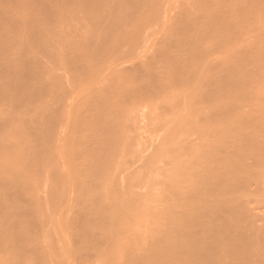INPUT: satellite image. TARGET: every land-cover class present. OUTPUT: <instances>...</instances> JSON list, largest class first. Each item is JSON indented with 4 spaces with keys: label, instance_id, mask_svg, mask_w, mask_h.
Here are the masks:
<instances>
[{
    "label": "bare ground",
    "instance_id": "obj_1",
    "mask_svg": "<svg viewBox=\"0 0 264 264\" xmlns=\"http://www.w3.org/2000/svg\"><path fill=\"white\" fill-rule=\"evenodd\" d=\"M11 1L17 6L20 4L19 0H16L18 3ZM53 1L26 0L19 9L11 6L15 13V8L23 10L25 5L33 9L30 12L25 6L28 12L25 9L27 14L22 15H32L28 16L30 19L27 17L28 21L22 12L20 18L14 19L12 11L11 14L5 11L8 9L4 5H11L9 0L7 4L3 0L0 10L8 15L6 22L5 18L0 21L4 23L0 24L1 42L5 39L7 44L8 38L20 36L13 39L14 43L10 41L12 48L6 49L9 44L0 46V53L6 54L0 63L5 60L6 70L11 68L9 72L4 68L3 74L0 72V84H3L0 99L4 97L0 103L7 100V104L1 103L0 109L5 105H10L11 111L15 109L5 116L7 121L18 123L23 118L18 111L31 102L26 99L29 92L35 97L39 93L45 95L48 89L46 95L54 93L50 108L46 104L51 102V96L50 99L47 96L50 101L45 99L46 102L42 101L43 97L34 98L39 104L34 103L31 95L28 98L32 99L33 107L39 105L37 113L32 108L37 119L44 115L48 118L42 119L45 128L42 122L36 121L37 126L43 125L46 130L43 133L40 126L35 128L34 117H28L32 111L28 114L31 108L27 104L29 112L25 108L24 115H28L30 126L25 125V116L24 122L19 121L25 126H19L26 131L34 127L29 132L21 128L22 134L31 132L28 137L35 141L24 137L27 143L23 145L20 137L26 135L20 134L15 139L22 131L20 128V132L12 128V123L10 128V121L0 123L1 126L6 123L5 128L0 127L1 138L10 137L0 149L8 147L6 152L12 146L10 153L0 150V167L4 168V172L0 168L3 172H0V181L6 189L16 188L21 195L23 190H30L33 201V207L28 206L31 211H27L28 215L23 210L25 207L13 203L21 208L16 209L11 203L16 210L11 214L0 204V264H264V213L259 208L262 215L253 211L262 220L248 209L254 192L255 195L259 192L258 198L264 194V151L260 148L264 140L258 134H264V0H58V5L57 0ZM65 8L68 10L64 12ZM34 10H37L35 14H41L40 18ZM51 11L54 14L63 11L65 17L61 12L59 16L63 17L59 22L57 19L49 22L44 14ZM11 18L17 19L15 24L23 21L16 28ZM39 19L62 26L55 27L54 23L48 26L42 21L41 24L48 26L44 30L38 24ZM29 23L36 28L28 26ZM23 24L28 26H24L28 31L33 29V33L23 32ZM53 27L56 31L49 30ZM9 28L16 35L13 29L9 33ZM46 29L53 31L50 35L56 45L52 40L50 44L53 48L56 46L54 52L47 48L50 37H46L49 34ZM19 33L22 36L26 33L24 41L28 42L30 37L32 43L23 41L25 46H31L30 50L39 47L33 53L40 58L28 46L27 53ZM34 36L37 42L40 39L38 46L33 44L37 43ZM19 39L20 51L23 49L25 53L19 57L24 60L28 54L27 61L15 55ZM43 40L51 54L39 46L41 42L44 44ZM15 42L18 47L14 48ZM10 48L15 51L10 52ZM43 56L48 62L50 58L52 66L47 67L52 69L51 74L58 71L51 78L47 75L50 79L46 86L43 83L47 76L41 75L50 73L44 67L48 62L42 64L46 70L41 66ZM10 59L8 64L6 60ZM30 60L39 62V67L29 63ZM15 64L20 67L14 69ZM30 64L36 67L34 71ZM28 73L34 74L33 85L30 83L33 77ZM35 73L40 74L36 77ZM3 75L11 80L6 82ZM16 79L19 87L15 85ZM26 81L31 88L26 86ZM33 86L42 90H33ZM29 88L32 92L27 91L23 98ZM17 89L24 93L23 97ZM10 97L12 102L16 100L15 106ZM17 101L23 102L21 108H16ZM48 108L52 112L48 113ZM15 111L17 114L13 116ZM40 111L45 113L42 112L43 117ZM0 114V121H5L6 113ZM48 114L53 119L49 120ZM59 116L62 119H57ZM13 117H16L14 121ZM29 118L33 122L29 123ZM16 123L13 125L18 127ZM6 125L16 134L9 129L12 136L8 130L4 133ZM35 129L41 130L37 131L40 136ZM232 136L233 141L228 139ZM11 139H15L14 143ZM16 140L22 142L18 143L27 148L26 152L21 146L20 151L17 148L19 152L13 149V145L19 146ZM7 141L13 144L9 146ZM43 146L49 148L45 150L47 147ZM32 151L34 158H39L32 159ZM20 152H29L30 157ZM1 153L15 155L17 162L12 155L4 158ZM1 157L7 158V164L13 160L14 167L11 161L7 165ZM20 159L27 163L21 165ZM14 163L20 164L21 169ZM39 192H43V197ZM256 219L262 224L257 225Z\"/></svg>",
    "mask_w": 264,
    "mask_h": 264
},
{
    "label": "rangeland",
    "instance_id": "obj_2",
    "mask_svg": "<svg viewBox=\"0 0 264 264\" xmlns=\"http://www.w3.org/2000/svg\"><path fill=\"white\" fill-rule=\"evenodd\" d=\"M0 1H1V3H0V4H1V5H0V7H1L0 10H1V9H3V8H2V7H3L2 4H4V2H6V4H7L8 0H7V1L4 0V2H3V0H0ZM10 1H11V0H9V2H10ZM13 1H14L13 3H15V2H17L18 0H17V1H16V0H13ZM28 1H29V0H28ZM44 1H46V0H44ZM52 1H53V0H52ZM55 1H56V0H55ZM2 2H3V3H2ZM18 2H20V4H21L22 2H23L22 4H25L24 2H26V0H25V1H23V0L20 1V0H19ZM18 2H17V3H18ZM47 2H51V0H49V1L47 0ZM58 2H59V1L57 0V3H56L57 5H58ZM10 3H11V5H10V4H8V5H4V6H5L4 9H8V10H5V11H7V13H8V11H9L10 14L13 12L14 15H11V16H15V17H13L14 19H15L16 17L20 18V16H19L20 13L22 12V13H21V15H22L24 12L27 11V9L25 8V6H27V5L23 6V7H24L23 10L21 9V7H20V10H17V8H18V6H20V4L18 3V6H17V5H15L16 3H15V4H12V1H11ZM26 3H27V2H26ZM44 3H45V2H44ZM53 3H55V2L53 1L52 4H53ZM22 4H21V6H22ZM47 4H48V3H47ZM52 4H51V5H52ZM56 4H54V6H55ZM12 5H14L13 7H16V6H17V8H15V9H16V13H15V10H13V8H11ZM31 6L33 7L34 5H30V7H31ZM39 6H40V5H39ZM42 6L45 7V5H41V7H42ZM48 6H49V5H47L46 7L48 8ZM34 7H35V6H34ZM46 7H45V8H46ZM49 7L51 8V6H49ZM55 7H56V6H55ZM55 7H54V8H55ZM27 8H28V6H27ZM42 8H43V7H42ZM50 8H49V9H50ZM18 9H19V8H18ZM25 9H26V11H25ZM29 9H30V10H29ZM37 9H38V8H37ZM52 9H53V8H52ZM28 10L31 12V10H33V9L28 8ZM42 10H43V9H42ZM50 10H51V9H50ZM50 10H49V11H50ZM54 10H55V9H54ZM66 10H68V8H67V9L65 8L64 12H65ZM3 11H4V10L0 11V12L2 13V15H1V13H0V16H3V19L0 17V21L4 20V18H5L4 21L6 22V18H7L6 16H8V15H7V13L4 11V13H6V15H5V14L3 13ZM11 11H12V12H11ZM35 11H37V10H34V11H32V12L34 13ZM38 11H40V9H38ZM43 11L45 12V11H47V9H46V10H43ZM55 11H56V10H55ZM18 12H19V13H18ZM27 12H28V11H27ZM27 12H26V14H27ZM30 12H29V14H32V13H30ZM61 12H63V11H61ZM61 12H60V14H61ZM64 12H63V14H64ZM40 13H43V12L41 11ZM40 13H39V14H40ZM46 13H47V12H46ZM52 13H53V14H52ZM58 13H59V12H58ZM10 14H9V17H10ZM15 14H17L18 16L15 15ZM24 14H25V13H24ZM34 14H35V13H34ZM34 14H33V15H34ZM36 14H37V16H39L38 13H36ZM36 14H35V15H36ZM48 14H51L52 16L55 15V17L52 18V16H51V18H48V17H49ZM48 14H44V15H47L46 18L49 20V22H50V19H52V20H53V19H55V20L57 19L56 22H59V21L61 20V18L63 17V16H62V17L60 18V16H59L60 14H57V13L54 14L53 11H51V13H48ZM63 14H62V15H63ZM67 14H68V13H67ZM4 15H5V17H4ZM42 15H43V14H42ZM44 15H43V19H45V18H44ZM28 16H29V15H26V16L22 15V17H25L26 20H27V17H28ZM30 16H32V15H30ZM30 16H29V17H30ZM9 17H8V18H9ZM29 17H28V18H29ZM40 17H41V14H40L39 18H40ZM64 17H65V14H64ZM67 17H68V16H67ZM25 18H24V19H25ZM34 18H38V17H34ZM59 18H60V20L58 21ZM11 19H12V18H11ZM29 19H30V18H29ZM43 19H42V21H43ZM47 19H46V21L44 20L43 22H47V24H48ZM18 20L20 21V19H18ZM26 20H25V21H26ZM31 20H32V18H31ZM36 20H38V19H36ZM40 20H41V19H39L38 24H41L42 21L40 22ZM52 20H51V21H52ZM63 20H64V18H63ZM10 21H13V19L10 20ZM15 21H17V19H16ZM15 21H13L14 24H15ZM19 21H18V22H19ZM22 21H23V19H22ZM22 21H21V22H22ZM25 21H24V24L26 23ZM27 21H28V20H27ZM32 21H33V20H32ZM2 22H3V21H2ZM18 22H16V23H18ZM21 22H19V24H20ZM29 22L31 23L30 20H29ZM35 22H37V21H35ZM35 22L32 23V24L35 25V24H36ZM56 22H55V23H56ZM7 23L11 24L12 22L10 23V22L7 21ZM13 23L11 24L12 27H13ZM30 23L28 24V26H31ZM51 23H54V22H51ZM51 23H50V24H51ZM55 23L53 24L55 27H57V26H59V25L62 26V24H59V25L57 24V25H55ZM0 24H4V23H1V22H0ZM19 24H15V25H16V28H17V26H18ZM24 24H23V27H24V26H27V25H24ZM43 24H44V23H43ZM43 24H41L40 26H41L42 29L45 30V26H46V25L44 26ZM50 24H48V26H49ZM5 25H8V24H5ZM5 25H2V26H5ZM11 25H10V27H11ZM33 25L31 26L32 28H34L35 26H37V25H35V26H33ZM42 25H43V27H42ZM19 26H20V25H19ZM19 26H18V27H19ZM28 26H27V27H28ZM48 26H46V28H47ZM51 26H52V25H51ZM51 26H50V27H51ZM61 26H60V27H61ZM0 27H1V25H0ZM21 27H22V25H21ZM55 27H53V29L50 28L49 30H54ZM7 28H8V26H7ZM35 28H36V27H35ZM37 28H40V27L37 26ZM41 28H40V29H41ZM61 28H62V27H61ZM65 28H66V27H65ZM2 29H4V31H5V27H2ZM11 29H13V28H11ZM11 29L9 28V33H11L10 31H12ZM18 29H19V28H18ZM24 29H25V30L22 29L23 32H25L26 30H27V31L29 30L28 28L26 29V27H24ZM30 29H31V28H30ZM42 29H41V30H42ZM47 29H48V28H47ZM47 29H46V30H47ZM56 29H57V28H55V31H56ZM62 29H63V28H62ZM0 30H1V29H0ZM15 30H16V29H15ZM22 30H21V33H22ZM34 30L38 31L37 29H34ZM49 30H47V31L49 32ZM59 30H60V28H59ZM63 30H65V29H63ZM2 31H3V30H2ZM4 31H3V32H4ZM30 31H31V30H30ZM30 31H28L27 35H29L31 32L33 33V29H32L31 32H30ZM57 31H58V30H57ZM60 31H61V30H60ZM0 32H1V31H0ZM3 32H2V34H3ZM13 32L15 33L16 31H14V29H13ZM13 32H12V33H13ZM39 32H40V30H39ZM39 32H38V34H39ZM50 32H53V31H50ZM50 32H49V34H48L47 36H46V34H45V36L48 37V39H49V37H50V39H49V44L51 43L50 40H52V39H51L52 36L50 35V34H51ZM9 33H8V31H7V34H9ZM12 33H11V34H12ZM21 33H19V34H21ZM36 33H37V32H36ZM36 33H35V34H36ZM43 33H47V32L45 31V32H43ZM43 33H42V34H43ZM2 34H1V35H2ZM7 34L5 33L4 35H7ZM11 34H9V35L12 36ZM17 34H18V33H17ZM35 34H34V35H35ZM38 34H36V36H37ZM15 35H16V33H15ZM22 35H23V34H21V37H23V39L21 40V41H22L21 45L23 44L24 39H26V38H24V37L26 36V33L24 34V36H22ZM43 35H44V34H43ZM10 36H9V37H10ZM13 36H14V35H13ZM17 36H18V38L20 37L19 35H17ZM17 36L14 37V38L17 39ZM40 36H41V35H38V37H40ZM45 36H44V37H45ZM55 36H57V35L55 34ZM3 37H4V36H3ZM3 37H2V39H4ZM5 37H6V36H5ZM31 37H32V35H31ZM42 37H43V36H42ZM42 37H41V39L44 38V37H43V38H42ZM53 37H54V33H53ZM0 38H1V36H0ZM11 38H12V37H10V40H9V38H8L9 41L6 39L7 42H9V43L6 42L7 44H4V40H5V39L2 40L3 44H1L2 42H1V40H0V46H2V45H3V46H5V45L7 46V45L9 44V45L6 47V49H8V47H9L12 43H14V41H13L14 38H13V39H11ZM34 38H35V41H36V37H35V36H34ZM55 38H56V37H55ZM16 39H15V41H16ZM20 39H21V38H20ZM20 39H19V42L17 41L18 44H19V47L16 46V42H15V45H13L14 48H15V47H18V48H17V51H15L14 49H11V48H12L11 46H10L11 48L9 49V51H10V50L13 51V52L15 51V52H16L15 55H16L17 57H19V55H21V54H22V56H23V54H25V53L22 52L23 49H22V51H20V42H21ZM27 39L30 40V37L27 38ZM44 39H45V41H46L47 38H44ZM48 39H47V40H48ZM56 39H57V38H56ZM29 40H28V42H29V43H32V42H30ZM37 40H39L38 42H40V39H37ZM53 40H54V38H53ZM53 40H52V42H53ZM10 41H11L12 43H10ZM31 41H32V38H31ZM35 41H33V42H35ZM41 41H42V40H41ZM43 41H44V40H43ZM45 41H44V44H43V45H42L43 42H41V45L39 44V46L45 48V49H44L45 51L47 50V48H49V49H51V51L54 52V48H55L56 46H54V48H53V46H52L53 44H50V46H52V48H51L50 46L48 47L49 44H48V45L45 44ZM55 41H56V40H55ZM28 42H27V40H25V41H24V44H25V43H28ZM36 42H37V41H36ZM38 42H37V43H33L34 46H38V45H37ZM53 43L56 45V42H53ZM18 44H17V45H18ZM24 44H23V45H24ZM35 44H36V45H35ZM31 45H32V44H31ZM46 45H47V48L45 47ZM27 46H28V48H27ZM27 46L24 45L25 50H26V48L29 49V47H31V46H29V45H27ZM21 47H23V46H21ZM32 48H34V47L32 46ZM38 48H39V47H38ZM38 48H37V49H38ZM1 49H2V48H1ZM3 49L5 50V47H4ZM37 49H35V50H37ZM18 50H19L20 52H22V53H18ZM29 50H30V49H29ZM29 50H28V51H29ZM33 50H34V49H31L30 51H31L32 53H33V52L36 53V51H35V50L33 51ZM41 50H42V48H41ZM41 50H40V51H41ZM0 51H2V50H0ZM6 51H7V50H6ZM6 51H5V52H6ZM11 51H10V52H11ZM26 51H27V50H26ZM28 51H27V53H29ZM40 51H39V53L42 54ZM47 51H48V54H51V53H50L51 51H49V50H47ZM47 51H46V52H47ZM7 52H8V51H7ZM7 52H6V53H7ZM13 52L11 53V54H12L11 56L15 58V55L13 56ZM37 52H38V51H37ZM46 52H45V54L43 53V55H46V54H47ZM2 53L4 54V51L1 52L0 54H2ZM35 53H33V55H34ZM39 53H38V54H39ZM3 54L0 55V60H3L4 56L6 57V54H5V55H3ZM26 55H27V57H26ZM26 55H25V58H26V61H27L28 54H26ZM30 55H31V54H30ZM30 55H29V56H30ZM35 55H37V54H35ZM1 56H2V57H1ZM8 56H10V53H9ZM8 56H7L8 59H9V58L12 59V57H8ZM20 57H21V56H20ZM20 57H19V58H20ZM32 57H33V56H32ZM37 57L40 58L39 55H37ZM41 57H42V56H41ZM25 58H23L24 60H22V59L20 58V60L25 61ZM29 58L31 59V56H30ZM11 59H10L9 61L6 60V61L8 62V64H10ZM45 59H47V58H45V56H43V59L41 58V60H44L43 63L40 62V63H41V66H42V64H46V63L48 62V60L45 61ZM51 59H52V58H51ZM14 60H15V59H14ZM14 60H12V65H13L14 63H17L18 58H17L16 61L13 63ZM3 62H5V60H4ZM3 62L0 63L1 66H2V68L0 69V72H1V73H2L3 68H4L5 70L7 69V67L5 68V67L3 66V65H4ZM19 62H20V61H19ZM44 62H46V63H44ZM53 62H54V61H53ZM53 62H52V63H53ZM26 63H27V62H26ZM26 63H25V65H26ZM29 63H31V60L29 61ZM29 63H28V64H29ZM37 63L40 64L39 62H36V64L32 62L31 64H32V65L35 64L36 66H38ZM20 64H21V63H20ZM20 64H18L19 66H18L17 64H15V65H14V69H15V66H16V67H20ZM28 64H27V66H28ZM31 64H30V65H31ZM12 65H11V66H12ZM22 65H23V63H22ZM25 65H24V66H25ZM32 65H31V66H32ZM47 65H48V66H50V65L52 66V64H50V58H49V62H48V64L44 65V67L47 68V70L42 66V68L45 69L46 71H48V69H49V68L47 67ZM55 65H56V64L54 63V64H53V67H54ZM5 66H7V65H5ZM9 66H10V65H9ZM9 66H8V68H9ZM51 66H50V68H51ZM25 67H26V66H25ZM38 67H39V66H38ZM38 67H37V68H38ZM53 67H52V68H53ZM26 68H27V67H26ZM28 68H29V67H28ZM32 68H34V66H32ZM35 68H36V67H35ZM35 68H34V69H31V68H30V69L34 71ZM42 68H40V70H42ZM54 68H55V67H54ZM9 69H11V68H9ZM9 69H8V71H7V70H6V71L9 72ZM12 69H13V67H12ZM17 69H19V68H17ZM17 69H16V70H17ZM30 69H28V70L30 71ZM45 70H44V72H45ZM50 70H51V71H50ZM56 70H57L56 68H55V70L53 69V72H55ZM12 71H14V70H12ZM29 71H28V72H29ZM38 71H39V70H38ZM38 71H36V72H38ZM3 72L5 73V71H3ZM7 72H6V73H7ZM15 72H16V74H17L18 71H15ZM15 72H13V73H15ZM51 72H52V69H49L48 73H50V74H46V72H45L46 75L44 74L45 76H44V75H41V76L45 78L47 75H49V77H50L51 75L57 73L58 71H56V72L53 73V74H51ZM10 73L12 74L11 71H10ZM42 73H43V72H42ZM59 73H60V72H59ZM2 74H3V73H2ZM11 74H10V77H11ZM28 74H31V73H28ZM28 74H27V75H28ZM32 74H33V73H32ZM32 74H31V75H28V76H29V77H30V76L33 77L34 74H33V75H32ZM38 74H40V73H38ZM38 74L36 75V73H35L36 77H38ZM0 75H1V74H0ZM17 75H18V74H17ZM0 77L2 78V76H0ZM12 77H13V76H12ZM12 77H11V78H12ZM14 77H15V76H14ZM29 77H26V78L28 79ZM39 77H40V75H39ZM51 77H53V76H51ZM51 77H50V78H51ZM7 78H8V75H7ZM16 78L18 79V77H16ZM40 78H41V77H40ZM40 78H38L36 81H38ZM44 78H43V79H44ZM46 78H47V79H46V80H47L46 83H43L45 86H46V84H48V83H47V82H48V79H50V78H48V76H47ZM3 79H6V78H4V75H3ZM8 79H9V78H8ZM12 79H13V78H12ZM17 79H16V81H17ZM33 79H35V78L33 77V78L30 79V83H31V85H33V84H32V83L34 82ZM43 79L40 80V81L43 82ZM74 79H75V78H74ZM10 80H11V79H10ZM10 80H9V81H10ZM31 80H32V82H31ZM9 81L6 79V82H9ZM22 81H23V80H22ZM52 81H53V79H51V82H52ZM71 81H73V80H71ZM4 82H5V80H3V83H4ZM6 82H5V83H6ZM11 82H15V80H14V81L12 80ZM11 82H10V83H11ZM23 82H24V81H23ZM23 82L20 83V84L22 85ZM26 82H27V81H26ZM28 82H29V80H28ZM28 82H27V83H28ZM44 82H45V81H44ZM51 82H50V80H49V85H50ZM73 82H75V80H74ZM73 82H72V83H73ZM76 82H77V81H76ZM35 83H36V82H35ZM38 83H39V82H38ZM38 83H36V84H38ZM52 83L55 84V81L52 82ZM1 84H2V82H1ZM1 84H0V85H1ZM8 84H9V83H8ZM12 84H13V83H12ZM67 84H68L69 87H70L71 82H70V84H69V83H67ZM73 84L76 86L75 83H73ZM73 84H72L71 86H73ZM4 85H5V84H4ZM15 85L18 86V87L20 86V85H18V81L16 82ZM25 85H26V83H25ZM49 85H48V86H49ZM68 85H67V86H68ZM2 86H3V84H2ZM6 86H7V85H6ZM6 86H4V89L7 88ZM9 86L11 87L12 85L10 84ZM13 86H14V85H13ZM26 86H29V87H30L29 83H28ZM26 86H24V88H25ZM34 86H35V85H34ZM34 86H33V90L39 91V90L41 89V88H40L39 90H37V89H38V88H37L38 85H37V87H35V88H37V89H35ZM45 86H44L43 89H45ZM51 86H52V85H51ZM0 88H1V87H0ZM22 88H23V87H22ZM27 88H28V87H26V89H27ZM30 88H31V87H30ZM30 88H29L28 90H25V91H26V92H25V93H26L25 96H24V93H23L24 91L22 92V89H21V92L23 93V95H22L21 93H19V90H18V89H17V92H18V94L22 95V97L24 96L23 98H26V96H27V91L29 92V90H30V91L32 92V90H31ZM46 88H50V87H46ZM52 88L55 89L56 87H51V89H52ZM2 89H3V87H2ZM15 89H16V87H15ZM19 89H20V88H19ZM51 89H50V90H51ZM68 89H69V88H68ZM70 89H72V87H70ZM73 89H74V86H73ZM7 90H8V88H7ZM10 90H11V89H10ZM10 90H9V91H10ZM12 90H13V89H12ZM41 90H42V89H41ZM48 90H49V89H48ZM48 90L46 91V89H45L46 93H48ZM55 90H56V89H55ZM55 90H54V92H55ZM14 91H15V90H14ZM17 92L15 91L16 94H17ZM34 92H35V91H34ZM40 92H41V91H40ZM43 92H44V91H43ZM51 92H52V91H51ZM4 93H5V91H4ZM4 93H3V90H2V94H4ZM10 93H13V92H10ZM35 93H37V92H35ZM46 93H45V95H46ZM0 94H1V91H0ZM13 94H14V93H13ZM16 94H14L15 97H17ZM31 94H32V93H31ZM31 94H30V92H29V94H28L29 96L26 98L28 101L31 100V102H27V101H26L27 104L29 103V106H30V107H29L27 104L22 105V106H23V107H22V106H20V104H23V102L20 103V102L17 101L19 105L16 104V105H17L16 108H17L18 106H19L20 108L22 107V108L19 109V111H18V115H20L21 118H22V117L24 118V116H25V119H26V118H27L26 116H28V115H24V113L27 114V111L29 112V110H30V108H31L30 113H28V114H31V111H32V115H34V116L29 115L28 117H31V118H33V117L35 118V117H36V119H37V115H36V114H33L34 109H32V108H36V110H35L36 113H37V110H40L39 107H38L39 105L36 106V107H33V104L36 103V101H38V99H41L42 97H43V98H42V101H45V102H46L45 99H47V101H50V100H51V102H47L48 104H46V105H48V107H49V103H50V104L53 103V102H52V101H53V97H52V96H53L54 93H52V94L50 93L49 95H46V96H45V95H42V94L39 93L41 97H40V96L38 97V95H39L38 93H37V94H38L37 97H35V94H34V93H33L34 96H32ZM4 95L6 96V93H5ZM4 95H3V96H4ZM8 95H10V94H8ZM11 95H12V94H11ZM30 95L33 97V99H34V98H38V99H34V100H33V101H35L33 104H32V102H33L32 99H28L29 97L31 98ZM18 96H19V95H18ZM44 96H45L46 98H44ZM47 96H48V97L51 96L52 99H50L51 97H49V99H50V100H49ZM1 97H2V96H1ZM6 97H7V96H6ZM11 97H12V96H11ZM11 97H10V100H9L10 102H12V101H11ZM13 97H14V96H13ZM22 97L20 96V97H18V98H22ZM2 98H4V97H2ZM2 98H1V99H2ZM8 98H9V97H8ZM1 99H0V101H1ZM16 99H17V98H16ZM43 99H44V100H43ZM3 100H4V99H3ZM3 100H2V102H3ZM17 100H18V99H17ZM19 100H21V99H19ZM5 101H6V102H3V103H6V104H7V100H5ZM13 101L15 102L16 100L13 99ZM23 101H25V100H23ZM39 101H40V100H39ZM42 101H40V105H42V104H41ZM2 102H1V103H2ZM10 102H8V104H11ZM14 102H12V103L14 104ZM1 103H0V104H1ZM3 103H2V104H3ZM24 103H25V102H24ZM30 103H31V105H30ZM42 103H43V102H42ZM2 104H1L0 106H3ZM36 104H39V103L37 102ZM36 104H35V105H36ZM11 105H12V104H11ZM25 105H26V107H24ZM35 105H34V106H35ZM46 105H45V103H44V106H45V107H46ZM52 105H53V104H52ZM14 106H15V104H14ZM44 106H42V107H44ZM4 107H5V109H10V111L7 110L9 113H7V111H6L5 109H4V110H5V112H4V110H3ZM4 107H1V108H2V111H3V114L6 113L5 115H3V116H4L3 118L8 117V116H6V115H8V114H12V112L15 110V109H14L13 111H11V108H9V107H11L10 105H9V107L6 106V105H5ZM7 107H8V108H7ZM12 107H13V106H12ZM27 107H29V110H28ZM40 107H41V106H40ZM42 107H41V110H45V109H46L45 107H44L45 109H42ZM50 107H51V106H50ZM50 107H49V108H50ZM53 107H54V105H53ZM53 107H52V108H53ZM13 108H14V107H13ZM13 108H12V109H13ZM23 108H24V109H23ZM25 108H27V111H26ZM49 108H48V109H49ZM54 108H55V107H54ZM22 109H23L24 111H23ZM50 110H51V109L48 110V113H49ZM2 111H1V109H0V113H2ZM21 111H23V115H22V112H21ZM10 112H11V113H10ZM19 112H20L21 114H19ZM40 112H41V115H42V112H43V111H40ZM45 112H46V110H45ZM51 112H52V110H51ZM54 112H55V110H54ZM34 113H35V112H34ZM43 113H44V112H43ZM15 114H17V111H15V112L13 113V116H16ZM44 114H45V113H44ZM44 114H43V115H44ZM18 115H17V118H18ZM35 115H36V116H35ZM38 115H39V112H38ZM43 115H42V117H43ZM51 115L54 116V115H56V114H54V113L52 114V113H51ZM61 115H62V114H61ZM1 116H2V114H0V117H1ZM5 116H6V117H5ZM39 116H40V115H39ZM39 116H38V117H39ZM46 116H47V115H46ZM46 116L44 115V118H45ZM49 116H50V115L48 114V117H49ZM40 117H41V116H40ZM55 117H56V116H55ZM1 118H2V117H1ZM10 118H12V116H11ZM15 118H16V117H13V121H14ZM23 118H22V119H23ZM34 118H33V120H35V122H34L35 128L37 127V128L39 129V128L41 127L40 129H44V128L46 127V125L44 124L45 121H44V123L42 122V119H44V118H41V119H40L41 121L39 120V118H38L37 120L34 119ZM46 118H47V117H46ZM50 118L53 119V117H49V120H50ZM60 118L62 119V117H60V116L57 117V119H60ZM22 119H20V120L18 119V123H19V121H22ZM25 119H23V122L25 121ZM29 119H30V118H29ZM29 119H28L29 123L33 122L32 119H30V120H29ZM47 119H48V118H47ZM52 119H51V120H52ZM1 120H2V119H1ZM7 120H8V119L6 118L5 121H4V120H3V121H0V123H2V122H9V121H10V119H9V121H7ZM11 120H12V119H11ZM16 120H17V119H16ZM31 120H32V121H31ZM54 120H56V119L54 118ZM30 121H31V122H30ZM36 121H39L40 123L42 122L45 126H43V125H41V126L38 125V126H40V127H38ZM60 121H61V120H60ZM62 121H63V120H62ZM14 122L16 123V121H14ZM14 122H12V121L9 122V123H10V124H9V125H10V128H11V123H12V126H13L12 128H14V129H15V127H16L17 129L20 128L21 130H22V128H24V127H22V126H19L20 124L22 125L23 123H19V124L16 123V125H18V127H17V126H14L15 124L13 125ZM25 122L27 123V119H26ZM52 122H54V121H51L50 123H52ZM35 123H36V124H35ZM40 123H38V124H40ZM42 123H41V124H42ZM54 123L56 124V122H54ZM5 124H6V123H5ZM5 124H4V126L2 125L4 128H5ZM46 124H48V123L46 122ZM7 125H8V124H7ZM7 125H6V129L3 130V131H5L4 133H6V130H8V129H9V130H12V129L8 128ZM25 125L30 126V124H28V123L25 124ZM25 125L23 124V126H25ZM31 125H32V124H31ZM50 125H51V124H50ZM57 125L59 126V124H57ZM57 125H56V126H57ZM2 126H1V124H0V127H2ZM27 126H26V129H27ZM42 126H43L44 128H42ZM21 127H22V128H21ZM50 127H51V126H50ZM50 127H48V128H50ZM52 127H53V126H52ZM52 127H51V128H52ZM54 127H55V126H54ZM31 128H32V127H30V129H31ZM33 128H34V127H33ZM33 128L31 129V131L34 130ZM17 129H16L15 131H16L17 133H19L20 131H19V129H18V131H19V132H18ZM30 129H27L28 131H26L25 128H24L23 130H25V132H29ZM46 129H47V128H46ZM54 129H56V128H54ZM54 129H53V130H54ZM1 130H2V128H1ZM1 130H0V132H1ZM9 130H8V132H9ZM23 130H22L19 134L16 135V138H15V137H14V138L17 139L18 136L20 137V134H22ZM35 131H36V132L39 131V133L41 132V130H36V129H35ZM35 131H34L33 135L36 134ZM43 131H44L43 133H46V130H45V129H44ZM10 132L13 133L14 130H12V131H10ZM10 132H9V133H10ZM54 132H55V131H54ZM14 133H15V132H14ZM23 133H24V132H23ZM37 133H38V132H37ZM39 133H38V135H39ZM2 134H3V133H2ZM6 134H7V133H6ZM10 134H11V133H10ZM10 134H8V135H10ZM15 134H16V133H15ZM28 134H29V133H28ZM28 134H27V135H26V133H25V134H22L21 136H23V135H26V136L20 137V139L22 138V140H23V145H24V143H27L25 139H27ZM30 134H31V132H30ZM30 134H29V135H30ZM52 134H53V133H52ZM258 134H259V136L264 140V134H263V132L258 133ZM0 135H1V133H0ZM31 135H32V134H31ZM40 135H41V134H40ZM40 135H39V136H40ZM42 135H43V134H42ZM44 135H45V134H44ZM4 136H5V135H4ZM10 136H12V134H11ZM14 136H15V135H14ZM39 136H38V137H39ZM51 136H53V135H51ZM1 137H2V135L0 136V139L3 141V142H1V143H5V144H1V143H0V144H1L0 146H2V145H3V146H4V145L6 146V140L9 139L10 137H8V138L6 137V138H5L6 140H3L4 137H3V139H2ZM24 137H26V138L24 139ZM29 137H31V136H29ZM29 137H28V138H29ZM32 137H34V136H32ZM36 137H37V136H36ZM36 137H35L34 139H36L37 141H39V139L36 138ZM43 137H44V136H42V142H43V140H44ZM46 137H47V135H46ZM53 137H54V136H53ZM53 137H52V138L50 137V138L53 139ZM11 138H12V137H11ZM15 139H14V140H15ZM18 139H19V138H18ZM20 139H19V140H20ZM29 139H30V138H29ZM31 139H32V138H31ZM31 139H30V140H31ZM40 139H41V138H40ZM46 139H47V138H46ZM228 139H232V141H233L234 138H233V136H232V138H231V137H228ZM12 140H13V139H11L10 141L12 142ZM14 140H13V143H14ZM19 140H18V141L16 140L17 143L20 142V141H22V140H20V141H19ZM24 140H25V141H24ZM4 141H5V142H4ZM10 141H9V142H10ZM16 141H15V142H16ZM27 141H28V140H27ZM32 141H35V140L32 139ZM37 141H36V142H37ZM40 141H41V140H40ZM40 141H39V142H40ZM228 141H229V140H228ZM9 142L7 141V143L9 144V146H11V144H13V143H11V142L9 143ZM29 142H30V141H29ZM48 142L50 143L49 138H48ZM48 142H46V143H48ZM229 142H230V141H229ZM20 143L22 144V142H20ZM44 143H45V141H44ZM51 143H52V142H51ZM231 143H232V142H231ZM8 144H7V145H8ZM15 144H16V143H15ZM18 144H19V143H18ZM30 144H32V142H31ZM37 144H39V143H37ZM32 145H36V144H32ZM41 145H42V144H41ZM46 145H47V144H46ZM13 146H14L13 149L15 150V148L17 149V148L20 147L21 145L19 144V146L17 145V147H15V145H13ZM37 146H38V145H37ZM37 146H36V147H37ZM21 147H22V146H21ZM25 147H27L26 144H25ZM30 147H31V146H30ZM33 147H34V146H32L31 148H33ZM41 147H42V146H41ZM41 147H38V148H41ZM43 147H44V146H43ZM45 147H47V146H45ZM45 147H44V149H45ZM49 147H50V145H49ZM49 147H47L45 150H47ZM1 148L4 149V147H1ZM6 148H8V147H6ZM6 148H5V149H6ZM11 148H12V146L9 147V149H11ZM22 148H23V149L18 148L19 151H20V149H21L22 151L25 150L24 146H23ZM31 148L28 147V149H31ZM260 148H262V150L264 151V145L260 146ZM2 149H0V150L3 151ZM5 149H4V152H5ZM9 149H8V150H9ZM18 149H17L16 152H19ZM33 149H34V148H33ZM36 149H37V148H36ZM41 149H42V148H41ZM8 150H7L6 152H7V153H10V152H9L10 150H9V151H8ZM14 150H13V152H15ZM26 150H27V148H26ZM26 150H25V152H26ZM31 150H32V149H31ZM1 151H0V152H1ZM34 151H35V150H34ZM34 151H32V153H30V154L32 155ZM37 151H38V149H37ZM37 151H36V154H37ZM42 151H43V150H42ZM6 152H5V154H7ZM13 152H11V153H13ZM25 152H24V153H23V152H20V153H22V154H24V155H27V154L29 153V152H28V153H25ZM39 153H42V152H39ZM1 154H2V153H1ZM11 155L13 156V154H9V155H6V156L8 157V156H11ZM19 155L22 156L21 154H19ZM24 155H23L22 157H25ZM34 155H35V153L33 154V158H32V159L39 158V156L36 157V158H34V157H35ZM1 156H4V154H2ZM6 156H4V158H5ZM16 156H17V154H16ZM27 156L30 157L29 155H27ZM27 156H26V158H23V159H27V158H28ZM14 157H15V155L13 156V158H14ZM13 158H12V159H13ZM16 158H19V157H16ZM1 159H2V157H1ZM14 159H15V158H14ZM2 160H3V159H2ZM20 160H21V159H20ZM28 160H31V159L29 158ZM39 160H40V159H39ZM3 161L6 163L7 158H6V160H3ZM3 161H2V162H3ZM10 161H11V160H8L9 163H11L13 160H12L11 162H10ZM15 161H16V159H15ZM18 161H19V159H18ZM26 161H27V160H25V161H22V160H21V165H22V162H26ZM34 161H35V160H34ZM34 161H33V162H34ZM0 162H1V161H0ZM16 162H17V161H16ZM9 163H8V164H9ZM19 163H20V162H19ZM26 163H27V162H26ZM26 163H25V164H26ZM31 163H32V161H31ZM6 164H7V163H6ZM6 164H5V167H6L5 169L7 170V165H8V164H7V165H6ZM14 164H15V163H14ZM16 164H17V163H16ZM16 164H15V166H16ZM29 164H30V163H29ZM33 164L35 165V163H33ZM10 165H11V164H10ZM12 165H13V162H12ZM19 165H20V164H18V166H19ZM21 165H20V166H21ZM27 165H28V164H27ZM27 165H25V166H27ZM34 165H33V166H34ZM2 166H3V164H2ZM18 166H16V168H17ZM20 166L18 167L19 170L21 169ZM25 166H24V168H26ZM29 166H32V165L30 164ZM13 167H14V165L12 166V168H13ZM22 167H23V166H22ZM27 167H28V166H27ZM0 168H1V167H0ZM2 168H3V167H2ZM2 168H1V170H2ZM18 168H17V169H18ZM24 168H23V170H24ZM28 168H29V167H28ZM31 168H33V167H31ZM31 168H30V169H31ZM9 169L11 170V168H9ZM13 170H14V169H13ZM13 170H12V171H13ZM25 170L27 171V169H25ZM16 171H18V170H16ZM0 172H1V171H0ZM3 172H4V168H3ZM3 172H1V173H3ZM21 172H23V171H21ZM263 180H264V179H263ZM0 182H1V181H0ZM263 182H264V181H263ZM0 184H1V185H0V204L2 205V207H3V206L6 207L5 210L11 212V214H15V213H14V212L16 211L15 208L17 209L18 207L21 206V208L25 207V208L23 209V210H25V213H27V211L31 212V211H30V208L28 207V206L33 207V206H32V202H33V201H32V197L29 195V194H30V190H28V189L26 190V191H29V192H26L25 190H23V191L25 192V193L22 192V193H23L22 195L25 194V195H24V196H25V199H24V196L21 195V191H18L16 188H15L14 190H13V189L11 190L9 187L6 189V187H7L6 185L2 184V182H1ZM263 184H264V183H263ZM263 184H261V185H263ZM261 185H260V186H261ZM4 186H5V187H4ZM260 186H259V187H260ZM262 187H263V186H262ZM262 187H261V188H262ZM1 188H2V189H1ZM263 188H264V187H263ZM263 188H262V189H263ZM44 189H45V188H44ZM258 189H259V188H258ZM7 190H8V191H7ZM9 190H10V191H9ZM15 190H16V191H15ZM1 191H2V192H1ZM13 191H14V192H13ZM256 191L258 192V190H256ZM259 191H260V189H259ZM11 192H12V193H11ZM33 192H34V191H33ZM257 192H256V193H257ZM261 192H262V190H261ZM45 193H46V191H45ZM45 193H44V196H45ZM16 194H18V195L16 196ZM39 194H40V192H39ZM39 194H38V195H39ZM42 194H43V192L40 194V196H41ZM253 194H254V196H253ZM253 194H252L253 197L250 199L251 201L248 200V202L250 201V206H251V208H249V207H250L249 205H246V206H249L248 209H251V211H252L251 213H252V214H254L253 211H255V213H256V211H257V212L260 211V212H263V213H264V209H263V206H264V205H263V204H264L263 202H264V201H262L263 199L259 202V199L264 198V194H263V192H262V197H261V198H260L261 195L259 196V198H258V196H257V194H259V192H258L256 195H255V192H254ZM19 195H21V196H19ZM26 195H27V197H26ZM7 197H8V198H7ZM9 197H11V198H9ZM15 197L17 198V201L14 202ZM29 197H31V199H30ZM42 197H43V195H42ZM249 197H250V195H249ZM249 197H248V198H249ZM13 198H14V200H13ZM29 199H30V200H29ZM257 200H258V201H257ZM5 201H6V202H5ZM30 201H31V202H30ZM11 203H12V204L14 203V204L17 205V206L19 205L18 207H15V205L13 204V207H15V208H14L15 211L12 209L13 207L11 206ZM23 203H24V204H23ZM26 203H27V204H26ZM257 203H258V204H257ZM262 203H263V204H262ZM247 204H248V203H247ZM26 205H27V206H26ZM252 206H253V207H252ZM257 206H258V207H257ZM10 207H11V208H10ZM260 207H261V208H260ZM8 208H9V209H8ZM21 208H18V209H21ZM255 208H256V209H255ZM258 208H259V211H258ZM252 209H254V210H252ZM18 212H19V210H18ZM22 212H23V211H22ZM29 212H28V213H29ZM260 212H259V213H260ZM20 213H21V212H20ZM23 213H24V212H23ZM23 213H22V214H23ZM28 213H27V215H28ZM259 213H256V214H259ZM263 213H262V214H263ZM256 214H254V215H256ZM262 214L260 213V215H262ZM23 215H26V214H23ZM260 215H256V216H257V217H260ZM19 216H20V215H19ZM19 216H17V217H19ZM24 218H25V217H24ZM260 218L262 219V216H261ZM20 219H22V217H21ZM258 219H259V218H258ZM258 219H256L257 222H258V223L256 222V224H257V225H261V224H262V221L260 220L261 222L259 223ZM263 219H264V218H263ZM263 219H262V220H263ZM27 229H28V231H29V228H27ZM26 231H27V230H26ZM28 231H27V233H28ZM29 232H31V231H29ZM25 233H26V232H25ZM31 233H32V232H31ZM31 233H30V234H31ZM28 234H29V233H28Z\"/></svg>",
    "mask_w": 264,
    "mask_h": 264
}]
</instances>
